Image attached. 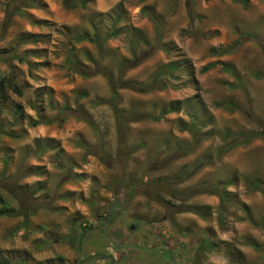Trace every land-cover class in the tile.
Listing matches in <instances>:
<instances>
[{"label": "rangeland", "instance_id": "1", "mask_svg": "<svg viewBox=\"0 0 264 264\" xmlns=\"http://www.w3.org/2000/svg\"><path fill=\"white\" fill-rule=\"evenodd\" d=\"M65 1L0 0V77L21 89L0 101V207L25 215H0V261L131 243L146 264H264V0ZM169 62L163 88L117 90L118 122L108 77L166 79Z\"/></svg>", "mask_w": 264, "mask_h": 264}, {"label": "trees", "instance_id": "2", "mask_svg": "<svg viewBox=\"0 0 264 264\" xmlns=\"http://www.w3.org/2000/svg\"><path fill=\"white\" fill-rule=\"evenodd\" d=\"M234 1H239V0H234ZM244 2V1H243ZM86 3V0H72V1H65L64 4L68 5L69 7H76L78 5L80 6H84ZM145 9H142L141 11L146 14V16H150V13H147L144 11ZM153 19H156L155 16L152 17ZM157 22H159V20H156ZM118 32L115 28L110 29L107 33H106V37L107 38H113L115 36H117ZM156 40H155V44L160 42L161 36L159 34V30L156 29ZM98 37V33L95 29V27H93V30L91 32V34L88 33H82L76 37H74V42L76 43H80L84 40L86 41H90V42H96ZM239 37H242V34L239 35ZM101 43V42H100ZM100 43H97L98 45H100ZM140 40L136 39L134 41V43H132L131 47V54H132V58L130 60H124L122 61V66H126L128 67H132V66H136L137 64H139V62H141L142 57H139L136 55V51L135 48L137 45H139ZM240 44L239 39L236 40L233 45L230 47V50H233L237 45ZM160 48H163V45H159ZM66 62L69 64V67H72V69H74L76 72L77 70L75 68H73L74 65V60L72 59L71 55L67 57ZM214 63H210L209 65H206L205 67H203V69L201 71H207L211 66H214ZM179 65L175 62H169L168 64L164 65L162 68L163 70L166 72V74L168 75V77H166V79H161L160 78V73L162 70L157 71L156 73H154L147 81L143 82V83H134L128 80H119V79H112L110 76L108 77L109 79V85H110V96L108 99V103L112 108V112L114 115V118L119 122L124 124V121L126 120L127 116L120 110L117 108V90L120 88H127L130 89L132 91H136V92H149L158 88H163L166 84H168L171 81V77L173 76L172 73H174L176 70H178ZM222 69L225 71H228L230 73H232L235 76V73H233V71L231 69H229L226 66H222ZM170 86H174L169 84ZM240 86H242V84L240 83ZM5 89H9L11 90L13 93L17 94V95H21V89L16 85V83L13 82L12 77L10 75H5L0 77V101L1 100H5V95L2 93L3 90ZM226 109H228V107H225ZM164 113V112H163ZM143 117H146V115H142V116H138V117H132V118H136L133 120H138L141 119ZM147 118H151V117H147ZM151 119H156L158 120L159 117H153ZM39 123V121H35L33 122V125H37ZM118 130L122 133H124V127L119 125ZM257 134L256 133H250V134H245V133H236L234 137H239L242 138L240 139L241 143H247L249 140H251L253 137H255ZM230 136V135H228ZM256 184L258 185V182H256ZM219 188V187H218ZM221 194V193H219ZM0 202L2 203L3 200L2 198H0ZM21 214L24 215L21 211H17L13 208H8V207H0V215L3 216H9L11 214ZM25 216V215H24ZM264 217V214H263ZM108 219V217L106 218ZM264 220V218H263ZM210 244V243H209ZM0 264H10L8 261H0Z\"/></svg>", "mask_w": 264, "mask_h": 264}, {"label": "flooded vegetation", "instance_id": "3", "mask_svg": "<svg viewBox=\"0 0 264 264\" xmlns=\"http://www.w3.org/2000/svg\"><path fill=\"white\" fill-rule=\"evenodd\" d=\"M131 225V224H130ZM130 225L128 227H130ZM111 247H104L103 249H92L91 251H87L85 252L83 249V245L84 243H80L76 244V248L75 249H79V253H77V258L73 259L71 264H76L82 257L88 256L92 253L95 252H100V253H104V254H111L114 256V263L113 264H146L148 263L147 259H143V260H139L138 258H136L135 260H131L128 258V255L130 254L129 248L132 249V247H130V245H132L131 243H110ZM124 245H126V249L124 250L122 248V246L124 247ZM109 248V249H108ZM145 249V248H144ZM96 250H100V251H96ZM127 255V256H125ZM125 256V257H124ZM133 262V263H132ZM88 264H108V260H99V261H94ZM160 264V263H159Z\"/></svg>", "mask_w": 264, "mask_h": 264}, {"label": "water", "instance_id": "4", "mask_svg": "<svg viewBox=\"0 0 264 264\" xmlns=\"http://www.w3.org/2000/svg\"><path fill=\"white\" fill-rule=\"evenodd\" d=\"M130 229H133V225H130ZM108 260V264L114 263V256L111 254H104L100 252L92 253L88 256L82 257L76 264H88L94 261Z\"/></svg>", "mask_w": 264, "mask_h": 264}]
</instances>
